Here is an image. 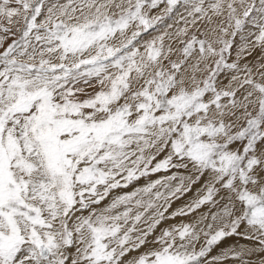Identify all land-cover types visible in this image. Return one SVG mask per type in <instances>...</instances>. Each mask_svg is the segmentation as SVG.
<instances>
[{
    "label": "snow or ice",
    "instance_id": "obj_1",
    "mask_svg": "<svg viewBox=\"0 0 264 264\" xmlns=\"http://www.w3.org/2000/svg\"><path fill=\"white\" fill-rule=\"evenodd\" d=\"M0 264H264V0H0Z\"/></svg>",
    "mask_w": 264,
    "mask_h": 264
}]
</instances>
